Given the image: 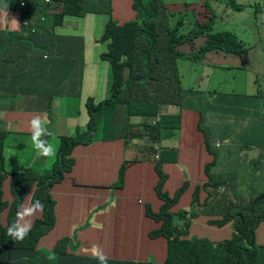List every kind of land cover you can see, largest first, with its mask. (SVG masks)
<instances>
[{
  "label": "trees",
  "instance_id": "16d2710c",
  "mask_svg": "<svg viewBox=\"0 0 264 264\" xmlns=\"http://www.w3.org/2000/svg\"><path fill=\"white\" fill-rule=\"evenodd\" d=\"M238 1L227 0L225 9L242 12L245 8L252 7L251 2L259 7V10L264 8V0L244 1L248 3L247 5L239 4ZM15 2L16 0H6V3H11L12 6L6 4L0 10V17L11 21L8 25L14 32L22 33L24 29L28 30V33L21 34L19 38L24 42V46L29 43L44 46L42 42L36 40V36L47 32L49 25L48 32L63 26L67 17L110 15L113 11L112 0H56L57 7L53 9L51 4L44 3V0H28L25 11L17 9ZM91 3L97 8L95 5H89ZM133 8L140 15L139 21L120 24L109 18L102 35L101 41L107 44V49L100 54V59L109 63L112 69L111 98L98 101L92 94L84 97L83 89L91 82L88 80V74L84 77L70 96V99L79 103V123L72 134L56 135L59 152L57 162L51 170L42 175L34 171L33 164L39 160L37 155L27 162L30 168L24 166L26 162H21V157V161L17 157L12 159L16 146L23 145L24 140L14 143L10 140L12 131H0V264H99L92 256V249L98 244L90 238H80L81 233L89 227L88 222L84 223L81 220V212L94 215L97 210L91 212L87 207L82 208L79 202L73 201L68 188L63 190L60 185L69 182V189L89 192L92 187H98L92 182L97 180L105 168L122 164L117 183L118 189H121L127 169L139 160L127 158L124 155L126 147L124 154L118 153L115 158H100L89 152L86 160H83L82 157L88 152V147L96 140L98 143L103 140H123L126 146L129 142L141 140L140 143L146 146L147 141L151 142L148 154H152L157 143L146 139L148 132L145 128L153 124L158 127L157 129L164 126L176 130L181 125L179 117L165 116L163 110L170 106H182L183 88L178 62L181 59L198 61L196 57L198 54L181 52L179 47L189 43L195 48V36L198 34L179 35L178 27L170 28L169 18L175 14L171 12L167 17L166 10L160 5L159 0H134ZM24 13L30 20L43 18L45 21L39 19L36 25L20 28L19 24L15 23ZM212 21L213 16L210 12L200 25L199 29L203 30L200 34L209 35L210 38L206 40L207 44L200 49L199 54L213 50L235 53L233 48H236L242 50V56L246 59L249 50L245 43L235 33H212ZM36 28L39 30L33 32ZM20 58L17 57L15 60ZM2 67L0 90L7 81L8 72L12 70L8 63ZM138 74H141L144 86L130 92ZM35 80L38 81L39 77L36 76ZM97 89L99 91V85ZM32 93L41 99L50 100L54 97L47 91L40 92L39 88L33 89ZM51 105L52 101L48 102V107ZM123 106H127L124 124L120 122ZM31 110L32 107L26 112L33 114ZM130 115L141 119L142 122L137 126L130 124L128 120ZM32 118L30 117V120ZM204 120L205 117L201 114L197 130L199 128L205 135L200 127ZM24 136V139H31V132H25ZM154 136L150 138L157 140L159 137ZM205 144L208 151L214 154L210 143L207 141ZM8 159H11L13 168L9 166ZM215 161L216 159L206 166L203 180L199 183L189 180L174 195H170L165 189L168 175L163 166L156 163L159 181L155 188L163 203L159 213H154L149 207L148 214L163 221L162 227L153 231L151 235L163 234L169 238L168 258L165 263H160L111 255L108 264H264V240L258 231L259 222L264 218V199L256 198L249 203H242L239 202L242 197L240 193L231 197L226 192H219V182L213 178L210 170ZM38 166L44 169V165ZM192 185L194 188L191 191L193 200L190 209L173 211L172 208ZM262 193L264 195V185ZM212 197H215V201L209 207V200ZM36 199L44 204L42 216L33 219L32 230L23 242L13 241L7 235L8 225L14 221L21 204ZM118 201L119 196L114 194L111 202L116 205ZM195 202L203 209H197ZM110 203L101 205L100 210H105ZM226 203L231 204L221 208ZM56 208L61 210L60 214L56 212ZM203 215L210 216L207 220L209 225L223 227L231 223L232 236L220 241L190 236L193 219ZM99 229L105 230L96 224L94 227L96 237H100ZM105 238L112 241L113 233L107 234ZM105 238L102 237L101 241H105ZM75 246L79 249L74 248ZM50 254H55L56 259L49 260Z\"/></svg>",
  "mask_w": 264,
  "mask_h": 264
},
{
  "label": "rangeland",
  "instance_id": "374dc122",
  "mask_svg": "<svg viewBox=\"0 0 264 264\" xmlns=\"http://www.w3.org/2000/svg\"><path fill=\"white\" fill-rule=\"evenodd\" d=\"M244 1L251 2L250 0H239L238 3L247 5L248 3ZM163 3L171 12L175 14L174 17L169 18L168 25L170 28L178 27L180 29L179 33L185 36H191L195 33L199 35V37L195 39L196 48L203 46L206 42V37H204L203 34H200L201 32L203 33V30H200L199 28L200 25L203 24L202 22H204L210 15V12L211 16H213L212 33H235L239 39L245 43L246 48L249 50L246 57V62L248 64L245 65L244 68H233L229 73H226L223 77L224 83H221L218 86V89H220L218 90V94L231 92V94H235L242 98L243 103L249 106L253 105L257 107L258 105L263 104L264 26L262 24V16L264 17V8L259 10V7H256L251 2L252 7H247L242 12L233 11L232 9L227 11L225 9L227 0H163ZM6 4L11 5V3ZM50 4L51 9L57 6V3L54 1H52ZM89 5L94 6L95 4L91 3ZM112 6L114 9L110 15H90L86 18L67 17L63 26L51 29L52 35L48 39V43L44 46H38L35 43L28 42L29 44L24 46L26 50L22 53L21 58L13 62H8V67L12 69L8 72V74L13 76L7 78L6 86L4 89L0 90V98H2V100H0V116L4 114L2 110L4 105L8 104L12 98L11 92L18 94L20 99H15L10 102V110L22 112L19 114L7 113V116L10 118L8 123H11L14 126L27 129L29 127L30 117L37 115L45 117L47 121L49 119L60 120L61 118H65L67 116V105L59 97H55L52 100L53 104L50 107H48L49 99L47 98L41 103L37 97H33L31 101H29L33 90L31 87V80L35 78L36 75L42 74L43 70L46 71V76L49 77L53 75L54 72L52 70V62L56 58L62 60L72 59L78 63L81 62L86 64V69L90 70L88 80H91V82H89L83 89L84 97H87L90 94L97 96V85L101 86L105 80H107L108 83H111L113 77L112 69L109 64L102 62L99 59L100 54L107 49V44L102 43L101 41L105 25L109 21V18H112L114 22L120 24L128 21H139L140 19L139 13L133 9L132 0H112ZM4 7L3 0H0V10ZM95 7L97 8L96 5ZM179 13H181V15H178ZM25 15L26 14L24 13L23 19L19 24L20 28H27V26L33 25L32 20H29ZM0 22L2 24L0 27V35H11L13 30L8 25V19H3L0 17ZM179 22L181 23L179 24ZM23 33H28V30L24 29ZM24 41L27 42L26 40ZM233 49L236 56H242V50L236 48ZM179 50L185 53L190 52L189 43L180 46ZM45 56L47 60L44 59ZM196 57L198 58L197 63L191 61L180 62L181 64L184 62L190 64L189 66L192 67V70H190L191 72H189L190 74H188V78H186V80H182V74L180 73V78L187 87H191L193 85L196 88L204 86L203 84H198L200 86H197V79H193L192 77L199 76L202 73L203 67L200 65V63L204 64V61L209 60L210 56L198 54ZM2 65L3 63L0 64V71L3 68ZM205 72L206 71H204V75ZM22 78H25L26 81H22ZM250 78L253 80L250 81L248 85L250 88L255 87L254 95L250 92H246L244 89L246 82L248 79L250 80ZM230 82H233V85L230 84ZM42 84L45 85L44 81ZM49 85H51V82H49ZM143 86L144 84L143 80L141 79V74H138L134 85L130 88V92H135L137 88ZM52 88L53 87H49L48 90H51ZM212 88L213 87L211 86L210 89ZM224 89H226L228 92H225ZM45 90L47 89L44 87L39 88L40 92ZM31 107L33 114L29 111L26 112V110ZM122 109L123 114L126 116L127 106H123ZM187 112L191 113L190 111ZM2 120L3 118L0 117V121ZM128 120L130 124L133 122V124L136 126L142 122L141 119L135 118L131 115L128 116ZM3 127L5 128V131H12L11 127L6 125ZM157 128L158 127L153 124H151V127L149 126L148 128H145L148 132V137L146 139L157 143L155 146V152L152 154H148L150 151L149 145H151L150 141H147L148 146L140 143L141 140H135L128 143V146L130 147L128 151L129 159L139 160V163L132 166L131 170H139L140 167H145L148 162L150 170L154 174L155 184L159 180V176L155 171V164L159 163L163 166L164 171L168 175V181L166 183L165 189L170 195H174V193L181 186L189 182L187 164L183 158L186 157L188 149L190 148L188 140H193L195 138V129L189 118H184L182 124L178 126L176 130H171L170 128H166L164 126L159 129ZM244 128L251 135L257 133V128L253 122H250L249 125L236 126L237 131H244ZM203 130L207 139H209V128L203 127ZM25 132L27 131L18 130L12 131L10 134V140L14 143L24 140L23 145L16 146V152L14 153L12 159L17 157L20 160L21 157L22 161H20L24 163L26 162L24 166L26 168H30V165H28L27 162H29L36 155V153L31 144V139H24ZM234 134L230 136L229 145H233ZM154 135H159L157 140L151 139L155 137ZM190 146L194 148L197 146V144L192 142L190 143ZM146 159H149V161ZM37 162L33 164V167H35L34 171L37 174L42 175L51 170L53 165L57 162V158L52 164H48V162L42 157H39ZM8 164L13 168L11 159H8ZM38 165H41V167L44 165V169L39 168ZM107 183L111 185L112 181ZM69 186V182H65L60 185L63 190L69 188ZM188 188V191H186L180 198L179 203L172 208L173 211H176L179 208L190 209L191 202L193 200L191 191L193 190L194 185ZM252 188H258V185L255 183H246L245 188L243 185L239 186V193L242 196L239 199V202L249 203L253 197H259H256V193H254ZM227 191L228 190H225L223 192L228 193ZM247 191H249V194ZM214 201L215 197L210 198L209 207L214 204ZM160 203H162L161 200ZM195 204L196 208L199 209L200 205L197 202H195ZM229 204L231 203H226L225 205L221 206V208H225ZM206 209L207 206H205V210ZM56 212L60 214L61 210L56 208ZM40 216H42V213H38L35 217ZM219 216L220 215L218 214L217 217L219 218ZM208 218H210V216L205 217L204 215L195 218L191 226V235H198L200 237H207L214 240L230 236V224L219 228L216 225H209L207 221ZM81 220L84 223L88 222L89 227L81 233L80 238H90L91 241L98 244L99 248L103 249L105 254L108 256L113 255L112 246L105 236L107 234L113 233V224L117 222L116 218L112 215H89L87 212H81ZM96 224L105 229L98 230L100 236L105 238L104 242L101 241L100 237H96L94 232V227ZM258 231L262 234L263 238L264 227H260ZM129 234L131 235L132 233ZM114 244L118 248L116 252L117 255L139 254V252L133 248L127 249L125 247L124 237L120 232L115 235ZM74 248L79 249V247L76 246Z\"/></svg>",
  "mask_w": 264,
  "mask_h": 264
},
{
  "label": "crops",
  "instance_id": "0c3cea01",
  "mask_svg": "<svg viewBox=\"0 0 264 264\" xmlns=\"http://www.w3.org/2000/svg\"><path fill=\"white\" fill-rule=\"evenodd\" d=\"M3 2L4 6H6V0H3ZM17 9L19 8L17 7ZM25 16L30 20L28 15ZM22 19L23 16L15 24H20ZM39 19L45 21L43 18H35L32 20V24L36 25ZM9 22L11 21L8 20V24ZM1 25L0 22V27ZM49 29L50 25L47 32H42L36 36V40L46 45L52 35L51 32H48ZM36 30L38 31L39 29L36 28ZM21 34L26 33L13 31L11 35H0V53L2 54L0 64L3 63L2 66L17 59V57H21L22 53L26 50L24 48V42L19 39ZM10 41L13 42L10 43ZM37 45L41 46L40 44ZM207 55L214 56L213 58L210 57L212 63H200L203 67L202 73L199 76L192 77L193 79H197V86H200L198 84H203L204 86L196 88L193 85L187 87L182 81L185 87L182 106L167 107L163 110V114L171 118L179 117L181 124L184 118H189L195 129V138L188 140L190 148L188 149L186 157L183 158L187 164L189 180H192L194 183L203 180L206 173V166L212 161V157L204 145L206 141L205 135H202L197 130L201 114H203L206 128H209L211 134L212 148L216 156V166L214 168L218 170V173L211 171L213 178L222 177L226 182L231 183L243 180L246 183H255L258 185V188L252 189L256 193V196H258L262 193L264 185V103L257 107L246 105L243 103L242 98L231 94L226 89L224 91L228 93L218 94V90H220L218 86L224 83V75L229 73L233 68H244V65L241 57L235 54L211 52ZM44 59L47 60L45 57ZM189 65L185 62L179 64V73L182 74V80H186L188 74H190L189 72H191L190 70H192V67ZM82 69V66L77 61L56 58L52 62V70L55 75L53 74L48 77L46 76V71L43 70L42 74L36 75L39 77L38 81L35 78L31 80L32 89L44 87L47 89L45 91L61 98L67 105V116L60 120H55L50 126V129L54 130L57 136L72 134L79 123V103L70 99V96L81 83L80 74ZM204 71H206L205 75ZM89 72L90 70H87L85 67L84 77L87 74L89 75ZM12 76L8 74V78ZM252 80L251 78L250 80L248 79L244 89L246 92L254 95L255 87L250 88L248 85ZM22 81H26V79L22 78ZM43 81L45 85L42 84ZM49 82H51V85H49ZM232 83L230 82V84ZM6 84L7 81H5L2 89H4ZM107 86V80L99 86L100 89L96 96L98 101L105 98ZM211 86L213 87L212 89H210ZM49 87L53 88L48 90ZM11 95V100L2 108L4 114L0 116L3 118L0 121V131L5 130L4 125L11 127L12 131H29V127L24 129L8 123L10 118L7 116V113H22L10 110V102L15 99H20L18 94L11 92ZM33 97H37L40 103L44 100L32 93L29 101ZM250 122H253L257 128L256 134L251 135L248 133L245 129L246 127L243 129L244 131H237V125H249ZM232 134H234L237 141L233 145H229ZM240 140H243V142H240ZM192 142L196 143L197 146L192 148L190 146ZM218 143L220 146L216 147ZM250 143H257L258 145L248 150L246 145ZM128 151L124 154V144L121 141H101L89 146L88 152L82 159L86 160L89 152H92L94 156L100 158H115L118 153L124 154L129 158ZM146 160L149 161V159ZM121 166L122 164H116L105 168L97 180L92 182V184H96L98 187H92V190L89 192L69 188L68 190L72 194L73 201L79 202L82 208L87 207L91 212L96 209L97 212L94 215H112L116 218L117 222L113 224V240L109 241L112 246L113 255L124 256L132 258L133 260L153 259L163 261L167 251L166 240L163 237L156 239L149 238L148 234L150 230L158 227V224L146 216L145 206L138 202V199L142 198L144 201H150L156 210L159 209L161 203L154 188L156 185V183L154 184V174L150 170L148 162L145 167H140L139 170H131L132 166H130L127 169L123 188H114L115 183L118 181L117 177ZM109 181H112L110 186L114 191L108 188L109 184L107 182ZM247 193L249 194V191ZM114 194L119 196V201L116 205L111 202ZM106 202L111 203L105 210H100L101 205ZM261 227H264V223ZM118 232L122 233L124 237L125 247L138 251V255L116 254L118 248L114 242L115 235ZM129 233L132 234L130 235ZM100 238L102 237L100 236ZM262 239L264 240V237Z\"/></svg>",
  "mask_w": 264,
  "mask_h": 264
},
{
  "label": "clouds",
  "instance_id": "9594fccd",
  "mask_svg": "<svg viewBox=\"0 0 264 264\" xmlns=\"http://www.w3.org/2000/svg\"><path fill=\"white\" fill-rule=\"evenodd\" d=\"M52 1H56V0H52ZM133 3H134V0H132ZM21 2H25L26 4L25 5H22ZM160 2V5L162 7H164V9L166 10V13H167V17L169 16V14L171 13V11L168 9V7L163 3V0H159ZM17 4V7L19 9H24L26 7H28V0H18L15 2ZM45 3V1H44ZM47 4V3H46ZM50 4V3H49ZM57 7V6H56ZM205 7V6H204ZM27 9V8H26ZM25 9V10H26ZM114 9V7H113ZM134 9V8H133ZM264 13V12H263ZM262 13V14H263ZM261 14V16H262ZM92 14H89L87 15L86 17L90 16ZM84 17V18H86ZM44 20V19H43ZM262 24L264 26V17L262 16ZM65 22V21H64ZM107 24V23H106ZM106 26V25H105ZM37 30H33V32H36ZM180 29H178V34L181 35L179 33ZM199 37V35H196L195 36V39ZM204 37H206V40L210 38L209 35H204ZM102 40V39H101ZM186 44V43H184ZM182 44V45H184ZM206 42L203 46L199 47V48H196V45H195V48H192L190 45V52H188V54H199L200 52V49L203 48L204 46H206ZM181 45V46H182ZM105 52V51H104ZM182 52V51H181ZM211 52H223V53H226V54H235V53H231V52H224V51H221V50H213V51H210L208 53H206L205 55L211 53ZM103 53V52H102ZM185 53V52H184ZM236 55V54H235ZM210 57H214V56H210ZM241 59H242V62H243V65H247L248 63L246 62V59H245V56H240ZM46 58V56H45ZM99 59H100V56H99ZM101 60V59H100ZM102 61V60H101ZM181 61H191V62H195L197 63V61H193L191 59H181L179 60L178 62V72H179V64ZM102 62H105V61H102ZM205 63H212V61L209 59L207 61H204ZM80 65L82 66V71H81V74H80V80L82 82V80L84 79V75H85V67H86V64L85 63H81L79 62ZM107 63V62H105ZM109 64V63H107ZM110 66V65H109ZM180 77V75H179ZM181 79V78H180ZM182 88H183V92H184V85L182 83ZM55 97L57 96H54L52 99L49 100L52 101ZM111 98V92H110V83H108V86H107V94L105 96V98L103 99L104 100H109ZM182 100H183V94H182ZM52 104H53V101H52ZM182 104V103H181ZM165 115V114H163ZM54 119H49L47 121V119L45 117H42L40 115H37V116H34L30 121H29V131L31 132V144L33 146V149L36 153L37 156L39 157H42L44 158L48 164H52L55 162V159L58 155V152H59V142L56 140V134L54 131H52L50 129V126L52 125V123H54ZM120 122L124 124L125 122V115L122 113L120 115ZM133 124V122L131 123ZM49 126V127H48ZM200 127L203 129V127L206 128V124H205V120L202 122V124L200 125ZM171 129V128H170ZM172 130V129H171ZM198 131L204 135L203 132H201L198 128ZM48 138H52L51 140H49ZM205 138H206V141L205 142H209L210 143V146H211V151L214 153L213 151V148H212V139H211V134H210V131H209V139H207L206 135H205ZM241 139V137H240ZM115 141H121L123 142L124 144V147L127 148V150L130 149V147L127 145H125L124 141L123 140H114V141H104L103 142H115ZM237 140H236V137L234 136L233 137V143H235ZM98 141L96 140L95 143H97ZM240 142H243V140H240ZM205 147H206V144L204 143ZM255 145H258L257 143H250L248 145H246L247 149L249 150L250 148L254 147ZM220 144H216V147H219ZM263 149V148H262ZM206 150L207 152L209 153V155L212 157V161L208 164H211L212 162H214V160L216 159V156L215 154H211L207 147H206ZM263 152H264V149H263ZM157 158L159 159V157L157 156ZM216 166V161L213 165V167L210 169L212 170L214 167ZM122 167V166H121ZM120 167V169H121ZM120 169H119V173H118V181H119V175H120ZM155 170H156V164H155ZM214 173H218V170L217 169H213L212 170ZM127 172V171H126ZM167 174V173H166ZM217 182H219V186H218V191L219 192H223L225 190H228V194L232 197L233 195L235 194H238L239 193V186L240 185H243L244 188L246 187V181H240V182H234V183H231V182H226L222 177H216L215 178ZM117 181V183H118ZM159 181V180H158ZM117 183H115L114 185V188H119L117 186ZM125 183V181H124ZM124 183H123V186H124ZM158 183V182H157ZM156 183V184H157ZM165 186H166V183H165ZM156 187V185H155ZM154 187V188H155ZM108 188L112 189V187L109 185ZM112 191H114V189H112ZM155 191H156V188H155ZM157 193V191H156ZM260 195H263V194H260ZM258 195V196H260ZM31 196V194H30ZM158 196V194H157ZM256 196V197H258ZM158 198L160 199V197L158 196ZM252 199H256L255 197H253ZM251 199V200H252ZM161 200V199H160ZM162 201V200H161ZM180 201V200H179ZM138 202L142 205L145 206V214L148 218L154 220L157 224H158V227L156 228H153L152 230H150L148 236L150 239H156V238H159V237H163L165 240H166V243H167V251H166V257L163 261H156V260H153V259H148V260H139V261H153V262H164L167 260L168 258V255H169V238L163 234H158V235H155V236H152L151 233L155 230H158L162 227V224H163V221L162 220H158L156 219L155 217L151 216L148 214V208L150 207L151 210L154 212V213H159L160 212V207L163 203H161L159 209H155L153 204L150 202V201H144L142 198H139L138 199ZM179 203V202H178ZM175 207V206H174ZM179 209H185V208H179ZM178 209V210H179ZM203 207H200L199 210H202ZM44 210V204L39 200V199H36L34 201L30 200L29 202H25L23 204L20 205L19 209L17 210L16 212V217L14 219V221L8 225L7 227V235L13 240V241H16V242H23L25 240V238L29 235V233L31 232L32 230V225H33V218L38 214V213H42ZM176 210V211H178ZM195 218H198V217H195ZM194 218V219H195ZM193 219V220H194ZM264 223V218L262 220H260L259 222V226L258 228L261 227V225ZM193 224V222H192ZM230 224V227H231V234L229 237H226V238H221V239H217V240H214V239H211L213 241H220V240H224V239H228L232 236V233H233V230H232V225L231 223H228ZM227 225V224H226ZM192 226V225H191ZM225 226V225H224ZM223 226V227H224ZM218 227V226H217ZM219 228H222V227H219ZM190 236H194V235H191V232H190ZM198 236V235H197ZM200 237V236H199ZM210 239V238H209ZM92 256L94 259L98 260L99 264H108V260H109V256L107 254H105V252L103 251V249L99 248L98 246L96 247H93L92 249ZM48 259L49 260H55L56 259V256L55 254H50L48 256Z\"/></svg>",
  "mask_w": 264,
  "mask_h": 264
},
{
  "label": "built area",
  "instance_id": "2783aa9c",
  "mask_svg": "<svg viewBox=\"0 0 264 264\" xmlns=\"http://www.w3.org/2000/svg\"><path fill=\"white\" fill-rule=\"evenodd\" d=\"M44 1H45V3H47V4H49V3L52 2V0H44ZM21 4H22V5H25L26 3H25V2H21Z\"/></svg>",
  "mask_w": 264,
  "mask_h": 264
},
{
  "label": "water",
  "instance_id": "95a60500",
  "mask_svg": "<svg viewBox=\"0 0 264 264\" xmlns=\"http://www.w3.org/2000/svg\"><path fill=\"white\" fill-rule=\"evenodd\" d=\"M264 199V195H260L256 200H259V199Z\"/></svg>",
  "mask_w": 264,
  "mask_h": 264
}]
</instances>
